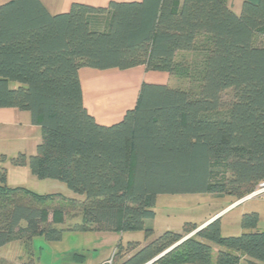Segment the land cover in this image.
Listing matches in <instances>:
<instances>
[{
    "label": "trees",
    "instance_id": "trees-1",
    "mask_svg": "<svg viewBox=\"0 0 264 264\" xmlns=\"http://www.w3.org/2000/svg\"><path fill=\"white\" fill-rule=\"evenodd\" d=\"M141 66L197 91L143 83L119 123L97 124L79 71ZM0 109L28 112L40 128L35 155L11 164L73 194L7 186L0 156V248L37 235L60 241L66 218L80 219L66 228L73 233L142 232L148 241L159 195L240 200L264 182V0H243L239 15L227 0L73 4L59 15L39 0H10L0 6ZM215 162L224 163L227 182H213ZM258 224V213L243 214V233L224 237L216 219L153 264H264ZM197 228L186 223L182 234L167 231L142 247L119 242L105 264H147ZM212 246L221 248L214 262Z\"/></svg>",
    "mask_w": 264,
    "mask_h": 264
},
{
    "label": "crops",
    "instance_id": "crops-1",
    "mask_svg": "<svg viewBox=\"0 0 264 264\" xmlns=\"http://www.w3.org/2000/svg\"><path fill=\"white\" fill-rule=\"evenodd\" d=\"M10 0H0V6ZM45 9L51 15L68 13L73 4H82L94 8H107L110 3H140L143 0H39ZM231 10L239 15L242 9L243 0H227ZM83 68L79 71L83 105L87 112L101 126H112L119 123L126 111L134 109L139 89L143 83L152 85H165L171 87V76L165 73L150 72L141 66L127 71H95ZM40 142V128L33 125L31 116L28 112L17 109H0V156L5 157L3 163L6 169L7 186L22 187L37 194H62L66 197L73 196L68 193L67 188L62 183L51 180H39L31 174L27 166L15 167L11 164L10 159L18 154L33 156L36 153L37 145ZM67 192H66V191ZM235 202L232 201L221 211L211 215L203 223L197 225L198 228L204 226L214 218L222 215L228 210H235L236 207L230 208ZM239 206V205H238ZM243 213H241L242 215ZM245 214V213H244ZM241 215L238 219L241 220ZM222 217L218 218L219 220ZM80 219L72 220L71 225L78 224ZM221 234L224 230L222 222ZM69 225V224H67ZM67 225L63 226L66 229ZM235 225V223H234ZM240 227V223H237ZM241 234L242 229L240 227ZM183 231L179 234H182ZM128 241L134 240L133 236L127 235ZM142 241L141 247L146 245L150 240ZM5 245L0 249H5ZM221 248L212 246V261L214 262L217 253ZM4 251V250H3ZM2 256V253H0ZM107 262V261H106Z\"/></svg>",
    "mask_w": 264,
    "mask_h": 264
},
{
    "label": "rangeland",
    "instance_id": "rangeland-1",
    "mask_svg": "<svg viewBox=\"0 0 264 264\" xmlns=\"http://www.w3.org/2000/svg\"><path fill=\"white\" fill-rule=\"evenodd\" d=\"M98 18L102 23L101 30H104L110 15H99ZM87 70L93 71L94 69L88 68ZM170 84L171 88L185 89L190 93L197 91L198 88L196 83H189L174 76H171ZM11 87H17V84L11 83ZM231 96L232 93L226 91L222 95V101L228 102ZM229 178L230 175L226 171L224 163L215 162L212 164L213 182L223 183L227 182ZM68 193L73 196L70 191ZM232 201L238 200L208 193L159 195L154 209L155 218L146 223L153 229L152 238H156L167 231L181 233L186 223L199 225ZM231 210L220 215L222 217L220 223L222 222L224 227L222 236L235 237L241 234L240 227L236 226L237 223H240L238 217L241 213H258V230L264 231V194L240 204L233 211ZM49 220H51V216L48 217ZM71 222V219L66 218L64 226L67 224H69L67 226H72ZM57 227L64 228L63 226ZM127 235L133 236L132 239L135 241L142 242L144 239L142 232L128 234L114 232L73 233L64 229L61 240L57 242H47L42 236L37 235L31 239L29 245H25L23 241L9 243L8 246L4 247L5 249H0V253H2L0 259L4 260L6 264H105L113 256L119 242L123 246L126 245L128 242ZM73 256L79 257L74 258Z\"/></svg>",
    "mask_w": 264,
    "mask_h": 264
},
{
    "label": "water",
    "instance_id": "water-1",
    "mask_svg": "<svg viewBox=\"0 0 264 264\" xmlns=\"http://www.w3.org/2000/svg\"><path fill=\"white\" fill-rule=\"evenodd\" d=\"M220 217V215L216 218H214L213 220H211L210 222H208L207 224H205L204 226L197 228L194 232H192L191 234L185 236L180 242H178L177 244L173 245L172 247H170L169 249H167L166 251H164L163 253H161L159 256H157L156 258H154L153 260H151L150 262H148L147 264H153L155 263L157 260H159L161 257H163L165 254H167L169 251H171L172 249H174L177 245H179L180 243H182L183 241L191 238L192 236H194L197 232H199L201 229H203L204 227H206L209 223L213 222L214 220L218 219Z\"/></svg>",
    "mask_w": 264,
    "mask_h": 264
},
{
    "label": "built area",
    "instance_id": "built-area-1",
    "mask_svg": "<svg viewBox=\"0 0 264 264\" xmlns=\"http://www.w3.org/2000/svg\"><path fill=\"white\" fill-rule=\"evenodd\" d=\"M262 194H264V183L260 184L259 187H258V189H256L251 194H249V195L245 196L244 198L236 201L234 204H232L230 206V208L236 207V206H238V205H240V204H242V203H244L246 201H249L251 199L257 198V197H259ZM108 264H111V261L108 262Z\"/></svg>",
    "mask_w": 264,
    "mask_h": 264
}]
</instances>
